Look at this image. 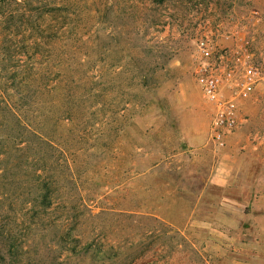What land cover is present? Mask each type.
Listing matches in <instances>:
<instances>
[{
    "label": "rangeland",
    "instance_id": "obj_1",
    "mask_svg": "<svg viewBox=\"0 0 264 264\" xmlns=\"http://www.w3.org/2000/svg\"><path fill=\"white\" fill-rule=\"evenodd\" d=\"M210 28L264 65V0H0V264H264V85L216 146Z\"/></svg>",
    "mask_w": 264,
    "mask_h": 264
},
{
    "label": "built area",
    "instance_id": "obj_2",
    "mask_svg": "<svg viewBox=\"0 0 264 264\" xmlns=\"http://www.w3.org/2000/svg\"><path fill=\"white\" fill-rule=\"evenodd\" d=\"M192 73L213 106L211 139L224 147L239 125L240 101L264 85V65L255 62L251 39L210 28L196 42Z\"/></svg>",
    "mask_w": 264,
    "mask_h": 264
},
{
    "label": "crops",
    "instance_id": "obj_3",
    "mask_svg": "<svg viewBox=\"0 0 264 264\" xmlns=\"http://www.w3.org/2000/svg\"><path fill=\"white\" fill-rule=\"evenodd\" d=\"M232 162H233V160H231V157H230L229 153L227 155H224L222 157V161L220 160L218 171L216 172L215 177H214L213 180H215L218 183L219 182H221V183L225 182V180L227 178H229L231 176V174H232V170H231V166H230V163L233 164ZM218 179L219 180H223V182L222 181H217Z\"/></svg>",
    "mask_w": 264,
    "mask_h": 264
}]
</instances>
